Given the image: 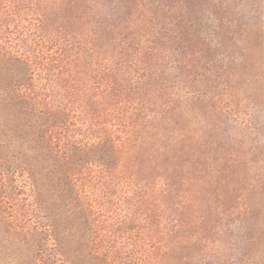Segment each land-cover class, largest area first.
<instances>
[{"label": "rangeland", "instance_id": "obj_1", "mask_svg": "<svg viewBox=\"0 0 264 264\" xmlns=\"http://www.w3.org/2000/svg\"><path fill=\"white\" fill-rule=\"evenodd\" d=\"M121 5L0 0V264H264V0Z\"/></svg>", "mask_w": 264, "mask_h": 264}, {"label": "trees", "instance_id": "obj_2", "mask_svg": "<svg viewBox=\"0 0 264 264\" xmlns=\"http://www.w3.org/2000/svg\"><path fill=\"white\" fill-rule=\"evenodd\" d=\"M121 4L122 5H121L120 10H123L122 12H124L128 18H131L135 15V14L133 15V10L135 9L133 8V5H135V0H121ZM36 64L39 65L41 64V62H37Z\"/></svg>", "mask_w": 264, "mask_h": 264}]
</instances>
